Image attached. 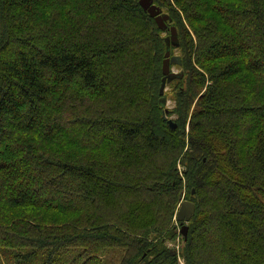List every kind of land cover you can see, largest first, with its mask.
Here are the masks:
<instances>
[{
    "label": "trees",
    "instance_id": "1",
    "mask_svg": "<svg viewBox=\"0 0 264 264\" xmlns=\"http://www.w3.org/2000/svg\"><path fill=\"white\" fill-rule=\"evenodd\" d=\"M154 3L168 78L140 0H0V264H264V0Z\"/></svg>",
    "mask_w": 264,
    "mask_h": 264
},
{
    "label": "water",
    "instance_id": "2",
    "mask_svg": "<svg viewBox=\"0 0 264 264\" xmlns=\"http://www.w3.org/2000/svg\"><path fill=\"white\" fill-rule=\"evenodd\" d=\"M140 5L146 11L150 17L154 18L158 27L162 31H168L171 34V42L168 43L169 50L165 55V60L163 62V74L166 78L174 75L172 71V66L181 64V57L179 55H172L170 47L178 46L177 39V29L174 26H171V17L164 13L163 10L154 3V0H140ZM169 40V41H170ZM168 41V40H167ZM166 90V81L164 80L163 85L160 90V95H164ZM163 102H166V99H163ZM164 119L168 121V124L172 130L177 129V124L168 118V110L164 113ZM196 212V205L190 200H183L179 206V209L176 213V221L182 223L180 229L181 235L186 239L188 236L189 223L192 220Z\"/></svg>",
    "mask_w": 264,
    "mask_h": 264
},
{
    "label": "rangeland",
    "instance_id": "3",
    "mask_svg": "<svg viewBox=\"0 0 264 264\" xmlns=\"http://www.w3.org/2000/svg\"><path fill=\"white\" fill-rule=\"evenodd\" d=\"M165 12V11H164ZM180 53H181V51H179V49H174V54L173 55H180ZM172 71H179V68H178V66H172ZM171 92H172V88L171 87H168L166 90H165V93L167 94V96H169V98H168V101H167V106H166V109L168 110V111H171L172 109H173V107H174V103H173V101L170 99V95H171ZM169 118V117H168ZM169 119H174L173 117H170ZM183 200H190V199H187V197H186V195H185V197H184V199ZM113 204H116L115 202H113ZM176 220V219H175ZM177 222V221H176ZM178 223H180V222H178ZM179 225V224H178ZM180 227V226H179ZM183 237V236H182ZM178 244H180V242L178 241ZM110 254H108L106 257H107V263L110 261L111 262V264L114 262V259H116V256H115V254H113V253H111V252H109ZM110 264V263H109Z\"/></svg>",
    "mask_w": 264,
    "mask_h": 264
}]
</instances>
